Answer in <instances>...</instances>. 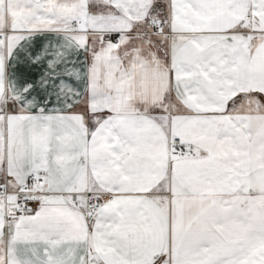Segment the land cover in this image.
I'll list each match as a JSON object with an SVG mask.
<instances>
[{"label": "snow or ice", "instance_id": "6c2138e0", "mask_svg": "<svg viewBox=\"0 0 264 264\" xmlns=\"http://www.w3.org/2000/svg\"><path fill=\"white\" fill-rule=\"evenodd\" d=\"M0 264H264V0H0Z\"/></svg>", "mask_w": 264, "mask_h": 264}]
</instances>
